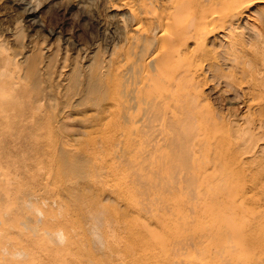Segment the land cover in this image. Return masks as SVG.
Returning a JSON list of instances; mask_svg holds the SVG:
<instances>
[{
  "label": "rangeland",
  "instance_id": "374dc122",
  "mask_svg": "<svg viewBox=\"0 0 264 264\" xmlns=\"http://www.w3.org/2000/svg\"><path fill=\"white\" fill-rule=\"evenodd\" d=\"M167 1L130 0L128 11L119 0H0V264H264V0L236 3L239 19L210 37L234 33L232 69L213 56L209 64L217 78L243 70L245 80L257 77L258 105L249 111L228 101L211 69L193 79L220 143L194 168L201 177L191 187L183 175L167 179L161 164L142 160L154 146L139 87L157 47L153 14L168 13ZM25 8L33 16L25 18ZM211 43L207 49L220 50ZM153 71L148 94L157 102L168 80ZM153 130L159 138L160 121ZM229 144H238L239 163L227 179ZM254 176L255 189L246 192ZM231 188L235 208L226 201Z\"/></svg>",
  "mask_w": 264,
  "mask_h": 264
},
{
  "label": "bare ground",
  "instance_id": "6f19581e",
  "mask_svg": "<svg viewBox=\"0 0 264 264\" xmlns=\"http://www.w3.org/2000/svg\"><path fill=\"white\" fill-rule=\"evenodd\" d=\"M9 1H11V3L15 4L16 6H21L22 3L24 4V2H22V0H9ZM119 1H120L121 5L124 9H126L128 11H134L130 0H119ZM243 1L242 0H168L167 3L169 2L168 5H170V8L169 9L167 8L168 10H170L169 12L167 10L168 13L161 12V10H160V12L154 11V14H153L154 20L156 21L157 26L160 28L158 34L155 36L157 47L155 48L154 51H152L151 55H150V53H149V56H147V54H146L147 58L145 61V70L147 73L143 77L142 83L139 87V93L141 95L144 94L145 97L147 98V101H148L145 103V109L143 111L144 116H145V120L147 119L145 122L146 125H144V127H145L144 129H146V133L148 134L149 138H151L148 143L152 142L151 145L154 146V149L145 150V154H144L145 159H142V157H141V159L145 160V162H147L150 165V167H153L152 166L153 164H156V166H158V163L161 164L162 168L166 172L164 174V176L167 177V179H173V180L175 179L176 180V176H178V175L182 176L183 175L184 179L182 178V180L189 187L193 186L196 182L195 180L198 178V174H197L198 170H195L194 168L197 167L198 169L201 170V168L199 167L202 165V164L200 165V163H202L201 158H203L204 156L205 157L209 156V154L213 151L216 154L215 151H216V149L219 148V143H220V140L217 139L216 136L214 135V133H216L220 128L219 129L216 128L217 131L215 129V131H216L215 132L214 128H213V123H216V121L213 120V121H215V122H213L212 118H211V117H213V115L210 118L203 115V113L204 114L207 113V115H208L209 111H205L206 108H204V107H206V106H203L204 104L201 103V100H203L205 98H203L201 90H198L196 87V84L193 83V79L195 81V77L197 76L196 73L198 71H201V72L204 71L205 73L208 74V72L212 68L211 65L209 64V61H211L210 58L212 59L213 57H216L217 59H219L221 61V63H223V65L227 69H230L229 68V67H231L230 63L236 62L235 58L238 57L239 55L236 56L235 54L231 53L232 52L231 50L237 44L235 42V39H234V37H235L234 33H232L233 34L232 35L230 33V30H228L227 33H224L221 36L216 37V35H215V38H214L215 40H213L214 43L213 42L211 43L210 37L213 36L217 30L220 31V30L226 29L225 28L226 24H227V26L231 25V23H233L234 20L239 19V15H240L239 11L234 12V9L236 8V3H240V5H242ZM157 2L159 4H161L162 0H157ZM22 6H24V5H22ZM22 12H23L25 18H30L31 16H33V14H32L33 12L31 11V9L25 8L22 10ZM134 18L136 21V26L134 29L138 33H140L141 27L139 25H140V21H141L140 20L141 16L139 14H135ZM34 23L35 22L32 21V24L37 26V24L36 23L34 24ZM150 25H152V23ZM245 27H247V26H245ZM236 37L238 38V36H236ZM216 39H218V42L220 41V43L216 42ZM189 42H192L195 44L194 49L189 51L188 53L186 51L183 52L182 49ZM209 43H211L213 45L215 43H216V45L218 44L217 49H220V50L219 51H212V50L207 49L206 45H208ZM227 44H228V46H230V49L228 51H227V48L225 47V45H227ZM240 55L245 56L244 53H242ZM239 58H241V57H239ZM240 62L241 61H239L237 63H240ZM254 63L256 65L255 61H254ZM236 66H237V64H236ZM238 66L240 68L239 64H238ZM258 67H259V64H258ZM261 67L264 68L263 65ZM151 68H153L154 71ZM148 69L149 70L151 69L150 71H153L154 73L165 72V73H163V76H165L166 79L168 80V81H166V79H165L168 86H167L166 90H164L165 93L163 95L161 94L160 97H157L160 99L161 96H163V98L160 99V101L162 100V103H160V101L156 102L155 100H157V99H154L152 96V94H154V93L149 91L151 88H153V87H151L152 84H150V82L152 81L151 83H153V82L156 83V81L154 78L151 77L152 75L150 76V71ZM231 69H232V67H231ZM239 70H241V68ZM211 71H212V69H211ZM233 71H234V69H233ZM236 71H237V69H236ZM250 71L251 70H249V72ZM148 72H149V75H148ZM228 72H230V71H228ZM237 72H239V71H237ZM245 72H246V70H245ZM29 73H30V75H33L34 74V68H31ZM213 73H212L213 75L209 74V75H211V77H213L212 81H215V79H217L216 82L218 85H220L222 83V86H224V88L226 90V93L228 96V98H227L228 101L233 102V100H235V101L238 100L237 102L240 101L239 105L242 104V106H244V108H246L249 111H250V109L254 108L255 105H258V104H255L253 102L254 100L252 101L253 98L254 99L256 98L254 96L257 95V93L254 94V92H255L254 90H256V88L258 87L257 81H255V80H257V77H256V79L250 78L248 80H245L247 77L245 78L244 76L245 75L247 76L246 73H248V72H246L245 75L243 76L244 70H243V72L242 71L239 72L240 76H238V78L237 77L235 78L234 75L231 76V74L233 72L230 74V76L225 75L222 79L219 76H218L219 78H217V76H215V72H213ZM241 73H242V75H241ZM252 74H253V72L251 73V75ZM253 75H252V78L254 77ZM165 77H163V78H165ZM211 77H210V79H211ZM153 79H154V81H153ZM219 79H221V80H219ZM156 80H158V79L156 78ZM157 83H159V82H157ZM158 85L160 86L161 83H159ZM159 86H157V87L155 86V88L161 89L162 87L160 88ZM154 89H152V90H154ZM148 91L152 94L149 93L150 94L149 95ZM150 96H151V99H154V102L152 100H150ZM148 97H149L150 101L148 100ZM168 100H170L169 104L168 105L164 104ZM151 102L159 104V105L161 104L160 105L161 107L160 106L157 107V105L152 104ZM252 105H254V106H252ZM203 108L205 110H203ZM258 110H260V109H258ZM255 111H257V110H255ZM244 112H247V111H244ZM254 112H253V115H254ZM247 113H249V112H247ZM213 119H214V117H213ZM158 121H160V137L154 139L153 138V136H154L153 128L155 126V123H157ZM250 122L253 123L254 121L251 120ZM218 124H219V122H218ZM218 124H217V127L219 126ZM247 124H248V122L246 123V125ZM259 124H261V123H259ZM196 126H197V128H196ZM248 126L251 127L250 125H248ZM248 126L245 127L246 130H247ZM259 126L261 127V125H259ZM252 127H254V126L252 125ZM249 129H251V128H249ZM231 131L233 133V130H231V128H230L229 133H231ZM196 135H198V137L201 138L200 140H198V143H197L198 150L195 148V139H196L195 136ZM209 140H212V142H209ZM160 143H162V144H160ZM246 143H247V141L244 143V145H246V147L251 144V143L250 144H246ZM159 144L164 145L166 147V149H169L167 151L168 153L166 152L167 154H163V152H165L166 149L164 151V146H161V149H160L158 147ZM238 147H239L238 144H232V145L229 144V147L224 152L225 153L224 160H226L225 163H227L228 166L223 167L221 172H222V174H224L227 177V179L229 178V176H230V178H232L234 171H235L234 167H236L237 164L239 163V160H238L239 156L236 152L237 151L236 149ZM246 147L241 146L240 149H238V151L243 149V148L246 149ZM157 148H158V150L160 149V151L163 150V152H161V154H160V151H158ZM201 148H202V151H201ZM247 148H249V146ZM245 152H246V150H245ZM241 153H244V151H242ZM241 153H240V158L242 155ZM142 155H143V152H142ZM203 162H208V161L205 160ZM241 162H242V160H241ZM213 163H214V165L216 164V166L220 165V164L224 165V163L219 162V159L213 160ZM227 164H225V165H227ZM203 168L204 167H202L201 172H203V170H204ZM213 170H214V168H213ZM205 171L203 172L204 174H205ZM255 172L252 171L251 173L254 174ZM202 176H204V175H202ZM206 176L207 175L205 174V177ZM199 178L197 180H199ZM257 178H258L257 176H254L252 178L251 183L249 182L251 179L245 180L246 182L248 181V185H247V187L245 186V189H244V190H246V192H247V189L249 191L255 189V186H256L255 181L257 180ZM201 179H203V178H201ZM201 179H200V182H202ZM259 179H261V175H260ZM177 180L181 181V182L179 181L180 185L183 184V181L181 179L177 178ZM258 181H260V180H258ZM206 182H208V181H206ZM256 184L258 185L259 183L256 182ZM203 186H204V184H203ZM211 186L212 185H209V187H208V184H207L205 187H207L208 189H206V188H202V189H205V191L206 190L209 191ZM193 188H195V187H193ZM232 189L233 188H231L229 190L226 189V191L228 193V194L226 193V201L229 204V206L231 205V208L232 207L235 208L236 203L238 201H236L234 198H232L234 196L233 195L234 190L232 191ZM198 190H201V189H198ZM198 190L197 191L195 190V192L198 193ZM250 192H252V191H250ZM199 193H202V191ZM199 193L197 194V196L199 195ZM223 193L225 194V192H223ZM245 195H246V193H245ZM205 208H206V206H205ZM206 209H208V208H206ZM207 212H208V210H207ZM198 213H200V209H199ZM196 214L197 213H195L194 215H196ZM221 219H222V217H221ZM226 219H227V215L225 216V221L232 223L231 221H229L230 219L229 220H226ZM92 220L96 224L101 223L100 222V220H101L100 214L99 213L94 214L92 217ZM232 225H231V227H232ZM98 226H100V225L98 224ZM229 228H230V226H229ZM233 228H235V227H232L231 230ZM234 231H236V229ZM234 231H233V234L235 235V233H237V232L234 233ZM225 232H227V231H225ZM238 232H240V231H238ZM237 235H238V233L232 237L235 238ZM239 236H241V235H239ZM239 236H237V237H239ZM96 239L98 241L99 238H96ZM240 240H241V238H240Z\"/></svg>",
  "mask_w": 264,
  "mask_h": 264
}]
</instances>
